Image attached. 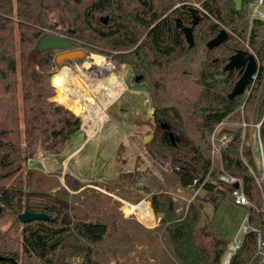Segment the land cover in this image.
Instances as JSON below:
<instances>
[{"label": "trees", "instance_id": "16d2710c", "mask_svg": "<svg viewBox=\"0 0 264 264\" xmlns=\"http://www.w3.org/2000/svg\"><path fill=\"white\" fill-rule=\"evenodd\" d=\"M245 1L242 0L240 9H236L233 0H202L201 5L209 14L198 9L199 19L193 25L194 43L190 46L173 20L168 24L165 18H160L173 8L174 0H0V225L4 226L0 232V264H71L70 257L74 255L81 256L79 264H99L93 244L107 233L104 221L83 219L72 212L67 191L50 192L28 187L33 173L28 160L39 148L44 153L59 151L65 141L80 131L79 115L85 112L74 110L80 109L76 104L82 97L72 88L70 90L66 76L52 75L53 49H36L39 36L47 32L45 28L64 35L71 40L72 47L89 46L99 41L115 47L134 46L128 62L136 66V59L145 46L156 57L154 60H166L194 50L199 41L207 42L219 31L220 23L231 25L241 20V27L237 26L244 28L247 24L243 13ZM191 7L194 6L180 0L171 12L175 11L178 20L188 25L193 21ZM103 13L109 16L106 21L100 19ZM251 22L250 41L262 62L264 18H253ZM137 26L146 29L144 42L137 43ZM258 28L262 35L256 43ZM237 48L236 38L228 34L225 40L208 48L213 56L199 69L203 89L196 103L204 104L199 107L201 125L209 131L234 109L236 99L243 94L233 98L227 96L228 88L234 85L240 73L236 68L223 70ZM252 81L256 82L255 90L249 98L262 113L264 89L259 94L256 89L261 84L264 87V65L259 66ZM52 84L56 88L54 98L60 103L49 99L55 93ZM221 88L225 89L223 93L218 92ZM68 99L75 101L71 109L65 106ZM85 105L91 117L88 105ZM170 109H173L180 132L165 111L161 115L183 137L181 115L172 106ZM259 134L264 154V116ZM240 138V131H235L223 149V165L228 171L241 175L247 196L258 203L259 187L239 156ZM154 143L163 155L168 151L174 167H179L176 172L180 185L188 187L196 178L197 182L191 187L197 188L211 165L210 157L200 145L186 135L174 144ZM242 148L248 161H253L250 145H242ZM67 179L73 188H78V181H71L68 174ZM202 186L213 189L215 184L204 181ZM229 188L230 185L225 184L227 191ZM217 196L212 198L214 209L219 204ZM150 207L155 213L164 212L160 220L165 223L173 255L181 264H224L222 257L228 241L202 223L198 204L190 202L176 211L175 206L169 207L168 197L159 192L150 196ZM248 208L251 224L256 225L258 213L253 207ZM25 209L43 212L49 217L21 222L18 214ZM136 212L141 221L151 215L145 203ZM255 251V233L249 230L229 264H258Z\"/></svg>", "mask_w": 264, "mask_h": 264}, {"label": "rangeland", "instance_id": "374dc122", "mask_svg": "<svg viewBox=\"0 0 264 264\" xmlns=\"http://www.w3.org/2000/svg\"><path fill=\"white\" fill-rule=\"evenodd\" d=\"M184 1L192 6L200 2ZM255 1L246 0L243 3V13L247 19L244 28H239L241 20L231 25L220 23V26L236 38L238 48L254 54L258 70L260 65H264V61H259L250 41ZM174 2L173 7L179 4L180 0ZM55 15L56 13L53 14L54 17ZM105 15L108 19L106 13L100 16ZM235 26L236 29H233ZM45 30L59 34L50 28ZM257 32L256 43L261 38V28H258ZM137 33V43L144 42L146 29L137 26ZM78 47L89 53L93 52L97 58L91 64L92 73L90 69L87 72L84 68L79 69L81 81L86 78L89 83L95 84L87 90L92 96L90 100L86 94L78 95L83 100L79 99L76 105L82 110H74H85L84 113L78 114L81 118L80 131L65 141L57 152L50 155L36 152L27 163L33 171L28 187L50 192L67 191L66 197L75 215L83 219L97 218L107 224L105 236L93 244L94 256L99 264H181L173 255L164 228L165 223L160 220L162 216L157 215L150 207V196L153 193L162 192L168 199L171 198L176 211L182 210L190 202H195L200 206L202 223L228 243L231 242L242 218L250 211L248 205L235 204L227 189L219 187L220 172L228 171L222 160V152L226 146L220 150L221 155L211 146L210 133L216 123L210 131L201 125L199 107L204 104L196 103L203 89L199 81V69L204 61L213 56V53L208 51L206 41L197 42L192 51L159 61L153 59L156 57L145 46L141 50V56L136 59V66L128 62L130 50L134 46L115 47L105 41H99L89 46L76 45L72 48ZM58 52L59 49L52 50V74L61 73L66 76L55 61ZM109 64L116 67V76L114 74L115 77L111 80L107 78L108 74L110 75V70L107 69ZM138 74L142 77L135 80L134 77ZM255 77L256 74L253 80ZM255 83L252 81L236 99L234 109L223 119L220 133L226 132L232 138L235 131H240L239 156L256 182V178L260 176L259 172L263 169L259 149L260 144L262 145L261 140L259 141L260 134L257 137L255 126L242 125L244 121L259 122L264 116V112L260 113L255 107V101L249 98L255 90ZM74 84L73 82L72 89L76 93L78 91ZM53 87L55 93L52 97L56 94V88L54 85ZM232 87L233 85L228 91ZM72 89L70 87V90ZM263 89L262 84L259 85L256 93H262ZM224 90L221 88L218 92L223 93ZM111 97L113 98L109 99ZM101 99L106 102L103 109L98 107L103 104ZM69 100L65 104H68ZM164 106H172L179 111L182 136L185 138L186 135L199 144L210 157V172L208 171L204 178L215 184L213 189L181 186L176 168L170 161V153H160L155 143L147 137L155 129L152 122L153 111L160 114L165 111L178 128L173 109L169 107L165 110ZM96 124L99 126H95ZM178 131L180 132L179 128ZM246 144L251 148V162L243 155L242 145ZM67 174L70 180L79 182L78 188L70 185ZM213 196H217L219 200L216 209L213 208ZM143 203L149 205L151 215L147 220L141 221L136 211ZM3 227L0 225V232ZM73 258H77L79 264L81 256H71L70 263Z\"/></svg>", "mask_w": 264, "mask_h": 264}, {"label": "water", "instance_id": "95a60500", "mask_svg": "<svg viewBox=\"0 0 264 264\" xmlns=\"http://www.w3.org/2000/svg\"><path fill=\"white\" fill-rule=\"evenodd\" d=\"M235 8L240 9L242 0H233ZM191 11L193 14V21L191 25H183L181 22L179 25L182 26V30L184 32V36L188 44L191 46L194 43V37H193V25L198 21L199 14H198V8L197 7H191ZM100 19L106 21L107 16H100ZM228 37V32L224 28H220L219 31L216 33L215 36L210 38L206 45L208 48H212L225 40ZM71 40L68 38L55 34L52 32H46L39 36L37 43H36V49L41 51L45 49H64L58 53H61L60 58L57 60L58 63H61L63 60L68 58H75L79 59L84 56H87L89 52L83 48H71ZM232 68L238 69L240 75L238 79L235 81L233 87L231 90L227 93V96L229 98H233L234 96L242 93L247 84H249L254 76V74L257 71V60L254 54L246 49L243 48H237V50L229 56L228 61L224 64L223 70H229ZM54 74V73H53ZM52 74V75H53ZM51 75V76H52ZM141 75L135 76V80H139ZM49 99L56 100L54 97H49ZM67 108H70L69 104H65ZM71 109V108H70ZM161 127L165 129V134H168L170 137L173 138L172 143H175V141L179 140V136L175 135L172 131H168L169 123L166 121H161ZM146 140V139H145ZM234 186H237L235 183ZM169 207H172V200L169 199ZM159 216H162L164 214L163 211L156 213ZM49 216L46 213L43 212H33L30 210H23L18 214V218L21 222H25L28 220L36 219V218H48Z\"/></svg>", "mask_w": 264, "mask_h": 264}, {"label": "built area", "instance_id": "2783aa9c", "mask_svg": "<svg viewBox=\"0 0 264 264\" xmlns=\"http://www.w3.org/2000/svg\"><path fill=\"white\" fill-rule=\"evenodd\" d=\"M199 10L203 11L206 14H209V12L202 7L201 3L199 2L196 4V6ZM253 18H264V0H256L254 7H253ZM256 74V73H255ZM254 74V76H255ZM253 76V77H254ZM253 80V78H252ZM251 80V81H252ZM224 119V118H223ZM222 120L218 121L212 132L210 133V143L213 149L218 150L219 154L221 155L220 150H222L227 144L230 142L231 137L226 132L220 133V127L221 124L224 122ZM260 122H251L248 123L246 121L242 122V125H249V126H255L257 130V137H259V126ZM260 141V137H259ZM260 144V143H259ZM260 156L262 160L263 169L259 172L256 182L258 184L259 190H260V200L258 203L252 202L249 197L247 196L244 187H243V178L237 174H234L232 172L228 171H221L218 177V181L220 182L221 188H225V184L230 185V188L228 189V193L230 195L231 200L238 205H248L253 207L256 212L258 213V223L256 225H252L250 221V215L249 212H246L244 217L242 218V221L236 231V234L231 242L228 243L227 248L223 254L222 262L224 264H229L230 258L234 252L239 248L243 241V237L249 230H253L255 233V241H256V257L258 264H264V158H263V151H262V145L260 144ZM211 166V165H210ZM176 169L179 167L176 166ZM210 172V170H209ZM205 178H203V181L199 183L197 186L200 187L204 183ZM197 179L194 178L192 184L196 183ZM237 184V186H234V184ZM189 185L188 187L192 186ZM214 184V183H213ZM263 187H262V186ZM193 188V187H192ZM71 264H78V259L73 258L71 261Z\"/></svg>", "mask_w": 264, "mask_h": 264}, {"label": "bare ground", "instance_id": "6f19581e", "mask_svg": "<svg viewBox=\"0 0 264 264\" xmlns=\"http://www.w3.org/2000/svg\"><path fill=\"white\" fill-rule=\"evenodd\" d=\"M60 56H61V53L57 54V56L55 58V61H57L60 58ZM95 60L96 59L93 58V55L91 53H89L87 56H84V57L79 58V59H75V58L71 57V58L63 60L61 63H58L60 69L66 74L67 83L68 84L70 83L69 86L72 88V83L73 82L75 83L74 86L77 88V91H78L75 94L76 95H80L81 93L84 94V95L86 94L88 97H90L89 100L91 99L92 96L89 93V91H87V90H90V87L95 85V84L89 83L86 80V78H85V81L84 80L81 81V79L79 78V69H81V68L85 69L84 66H86V69H85L86 72H87L88 69H90V72L92 73L91 64ZM86 62H88V64ZM112 65L113 64H109V67H107V69L110 70L108 72V73H110V75L108 74L107 78L110 79V80L113 77L116 76V73H115L116 72L115 71L116 67L114 65L113 66ZM114 74H115V76H114ZM86 82H88V83H86ZM82 84H84V85H82ZM96 85H98V84H96ZM98 87H99V85H98ZM113 97H115V96H113ZM113 97H111L110 99H112ZM100 102H102L103 104L98 105V107H101L103 109V105L106 104V102L103 101L102 99H101ZM68 104L70 105V107H73L74 104H75L74 99H70ZM97 104H99V103H97Z\"/></svg>", "mask_w": 264, "mask_h": 264}, {"label": "flooded vegetation", "instance_id": "af4514ba", "mask_svg": "<svg viewBox=\"0 0 264 264\" xmlns=\"http://www.w3.org/2000/svg\"><path fill=\"white\" fill-rule=\"evenodd\" d=\"M186 2V1H185ZM202 2V0H200V3ZM178 5V4H177ZM177 5H175L174 7H176ZM173 7V8H174ZM173 8H171L170 10H168L167 12H165V13H163V15L160 17V18H165V20L168 22V24L170 23V21L171 20H173V22L174 23H176L180 28H181V30H182V26L181 25H179V23H180V21L178 20V17H177V15H176V12L174 11V12H171V10L173 9ZM171 12V13H170ZM173 14V15H172ZM182 24V23H181ZM192 24V22L190 23V24H188V25H191ZM168 28H169V26H168ZM182 33H183V35H184V32H183V30H182ZM229 34V33H228ZM184 38H185V36H184ZM72 48V47H71ZM71 48H69V49H71ZM62 50H64V49H59V51H62ZM91 54L93 55V58L94 59H97L96 58V54H94L93 52H91ZM87 64H88V62H86ZM83 66V65H82ZM81 66V67H82ZM88 66V65H87ZM85 67V69H86V66H84ZM139 75V74H138ZM137 76V75H136ZM142 77V76H141ZM140 77V78H141ZM135 78V77H134ZM139 78V79H140ZM110 99V98H109ZM161 121H166V122H168L164 117H162V115L158 112V111H153L152 112V122L154 123V127H155V129L154 130H152L153 132H151L147 137H149L150 138V140H151V142H156V143H158V144H162L163 142L164 143H168V142H170V143H172V141H173V138L172 137H170L168 134H165V129L163 128V127H161ZM169 123V122H168ZM168 131H172L175 135H178L177 133V131L174 129V128H172V126H171V124L169 123V128L167 129ZM154 131H157L158 133H155ZM179 136V140L181 139V136L180 135H178ZM146 139V138H145ZM144 139V140H145ZM179 140H177V141H179ZM145 141H147V139L145 140ZM177 141H175V143L177 142ZM174 144V143H173Z\"/></svg>", "mask_w": 264, "mask_h": 264}, {"label": "crops", "instance_id": "0c3cea01", "mask_svg": "<svg viewBox=\"0 0 264 264\" xmlns=\"http://www.w3.org/2000/svg\"><path fill=\"white\" fill-rule=\"evenodd\" d=\"M56 101H57V100H56ZM57 102H58V101H57ZM58 103H60V102H58ZM38 151H39L38 153H40V154H41V152L44 153L43 149H41V148H39ZM44 154H45V153H44ZM50 154H52V153H47V155H50ZM30 160H31V158H30L28 161H30ZM147 208H149V205H147ZM148 210H149V209H148ZM149 218H150V217H149Z\"/></svg>", "mask_w": 264, "mask_h": 264}]
</instances>
